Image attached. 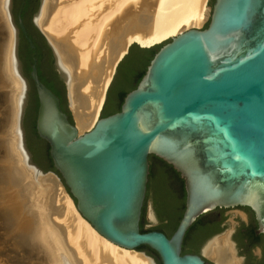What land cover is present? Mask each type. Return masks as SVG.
<instances>
[{
	"label": "water",
	"instance_id": "obj_1",
	"mask_svg": "<svg viewBox=\"0 0 264 264\" xmlns=\"http://www.w3.org/2000/svg\"><path fill=\"white\" fill-rule=\"evenodd\" d=\"M14 1L16 15L21 1ZM39 1L25 13L26 21ZM208 10L204 27L184 30L158 48L119 111L99 117L82 133L67 108V80L52 43L33 19L50 48L53 69L65 84L71 120L58 95L40 80L36 57L27 74L25 39L19 42V30L31 49L35 45L20 14L15 25V55L25 85L18 127L30 165L46 172L38 153L44 145L33 135L30 121H24L28 104L34 102L33 83L38 99L36 133L48 144L56 170L50 172L63 181L78 212L110 241L154 250L160 264H208L201 254L182 253V243L199 216L217 209L249 208L254 233L264 236V0H213ZM11 17L13 21L12 12ZM132 45L149 49L158 44L131 43L124 56ZM150 155L183 181L184 210L170 237L158 230L141 231L139 226ZM150 212L156 220L153 209Z\"/></svg>",
	"mask_w": 264,
	"mask_h": 264
},
{
	"label": "bare ground",
	"instance_id": "obj_2",
	"mask_svg": "<svg viewBox=\"0 0 264 264\" xmlns=\"http://www.w3.org/2000/svg\"><path fill=\"white\" fill-rule=\"evenodd\" d=\"M207 2L41 0L33 19L56 51L79 133L99 119L106 90L129 44H160L184 30L201 28L209 17ZM11 3L0 0V161L5 162L0 163V189L15 186L18 197V193L24 197H19L23 200L18 205H9L10 211H0L7 230L9 219L22 216L20 230L14 233L9 228L14 234L10 242L30 249L23 264H153L144 253L101 235L78 212L55 173H39L30 165L18 127L25 85L15 55L18 41ZM7 193L1 198L11 197ZM229 235L227 231L207 241L203 253L218 264H240Z\"/></svg>",
	"mask_w": 264,
	"mask_h": 264
},
{
	"label": "trees",
	"instance_id": "obj_3",
	"mask_svg": "<svg viewBox=\"0 0 264 264\" xmlns=\"http://www.w3.org/2000/svg\"><path fill=\"white\" fill-rule=\"evenodd\" d=\"M20 1L21 2L23 1L26 3L24 4L25 6L24 8H26L28 0H20ZM21 16L25 19L24 10L22 11ZM32 30L37 35V39H34L35 48L31 49L25 40L23 43L24 55L26 59V72L29 75L31 64H32V58L36 57L37 58V63H36L37 73H38L40 80L49 89H51L56 95H58L61 101L62 109L67 113V115L69 116V119L71 120L69 112L67 111L66 106H65L64 86L59 80L58 74L56 71H54L53 66L51 64L50 48L47 46L46 41L43 38V36L36 29L32 28ZM160 46L161 45H158V46H155L149 49H140L136 45H132L130 47L129 52L124 56V58L120 61V63L117 66L116 74L107 92V99L102 109V116L110 115L120 110V107H121V104L123 102L125 95L136 87L140 78L144 74L147 65L152 59L154 53L158 50ZM31 96L34 99V102L32 104H28V108L26 111L24 121L25 122L27 120L30 121L29 124L33 132V135L35 136L36 140L40 141L44 145L43 151L41 152V150H39L38 152L39 157L42 158L46 164L43 169L46 171L48 170L56 171L53 168L52 160L49 156L48 144L44 140L40 139L36 133L35 121H36L37 108H38V99H37V95H36L33 83H32ZM29 149L31 152L34 153L33 148L30 147ZM150 158H154L158 160L159 162L163 163L164 165L168 166L167 164H165L164 162H162L158 158H155L152 155L149 156V159ZM33 160L35 161L36 164H38L37 157H35L34 154H33ZM152 179H153V172L150 168L145 201L142 207L141 218L139 222L141 231L155 230L154 228H150V229L144 228L145 203L148 198L149 188L151 186ZM180 180L181 182H183L182 179ZM65 189L68 192V189L66 187ZM182 191H183L182 199L176 200L172 196V194H170L163 188V186L158 185L157 190H156L154 203L156 204L157 212L159 214H162V213L166 214L167 219H168V225L170 226L169 228L159 227L157 229H160V231L166 234L168 237H170L172 233L174 232V230L176 229L178 222L182 216L183 210H184L185 193H184L183 185H182ZM239 208L245 210L250 215L251 219L254 221V224H249L247 226L242 225L236 231L239 237L238 240L239 242H241L240 243L241 245H244L243 240L245 238H247L248 241L250 242V246L247 249H245L243 253L246 255V258L248 261L256 260L257 257L252 254V249L258 246L261 248V252H262L261 259L264 261V236L261 234L256 235L254 233L255 220H254V216L251 210L245 207H239ZM224 220H225V216L222 213L217 216H214L213 218H206V214L199 216L194 221V223L189 227V229L187 230L184 236V240L182 243V250H181L182 253H198L199 246L202 242L207 240L213 234H216L222 231L223 229L222 224ZM137 249L146 251L148 255L152 256L157 261V263L160 264L158 256L154 250L150 249L147 246H139ZM261 264H264V263L262 262Z\"/></svg>",
	"mask_w": 264,
	"mask_h": 264
},
{
	"label": "rangeland",
	"instance_id": "obj_4",
	"mask_svg": "<svg viewBox=\"0 0 264 264\" xmlns=\"http://www.w3.org/2000/svg\"><path fill=\"white\" fill-rule=\"evenodd\" d=\"M40 4H41V0L39 1V5H38L36 11L32 15V19H33L35 13L37 12L38 8L40 7ZM211 4H212V0H208L207 6H210ZM11 7H12V5H11ZM204 26L202 25L201 27H204ZM168 40L169 39H166L158 45H162L163 43L167 42ZM54 67H55V65H54ZM55 71L57 72L56 67H55ZM1 91L2 90L0 89V92ZM66 100H67V108L72 115V120H73L74 124L76 125L75 118H74L73 112L71 110V107L69 106V103H68L69 100H68L67 96H66ZM101 116H102V109L100 110L98 117H101ZM87 130H89V129H84L82 132L87 131ZM0 163L4 164L5 162L0 161ZM149 163H150V168L153 172V179H152L151 186L149 188L148 198H147L146 203H145V224H144V228L145 229H150V228L156 229L159 227L169 228L170 226L168 225V219H167L166 214L165 213L159 214L157 212L156 204L154 203L156 190H157L158 185H161V186H163V188L167 192L172 194V196L176 200H180V199H182V194H183V191H182L183 182H181V180H180L181 178L177 175V173L175 171H173L170 167L164 165L163 163L159 162L158 160H156L154 158H150ZM10 188H7V190L5 189L6 191L2 188L0 189L1 190L0 194L2 192L5 194V192H7V191L9 193L11 191L9 193L10 194L9 196H11V197H7V199L4 197L1 198V196H0V211L2 209H6V208H8V211H10L11 209H10L9 205L13 206L14 205L13 202L15 203V205H18L23 200L22 198L24 197V195L22 193H18V194H20L19 197L23 196L22 198H19L18 195L15 193L18 191V187L10 186ZM13 188H14V190H17V191H14ZM8 189H10V190H8ZM13 194H14L15 198L12 197ZM2 196H3V194H2ZM16 202H17V204H16ZM11 208H13V207H11ZM150 209H153V211L156 215V220L152 218V213L150 212ZM24 210H23L22 214H24V216L27 217L28 216V215H26L27 212ZM24 212H26V214ZM221 213L225 216V220L222 224L223 229L220 232L224 233L227 231L230 232V230H232L231 235H229V238H230V240L234 241V243H235L234 247L236 250V256L240 259V264H261L262 262L264 263V261L261 259L262 252H261L260 247L256 246L252 249V254L254 256H256L257 259L248 261L246 258V255L243 253L245 248L243 245L240 244L241 242H239V240H238L239 237L236 233L237 229L242 225L247 226L249 224H254V221L251 219L250 215L245 210H243L239 207H235V208H229V209L214 210L212 212L207 213L206 218H213L214 216H217ZM21 217L22 216L20 215V218ZM20 218L18 216V218H12V219H9V221H8V223L10 224V225L8 224V226H10L9 227L10 229L12 228L11 231L14 233L16 231L20 230V229H18V227L20 228L21 227L20 225H22V223H21L22 218L21 219ZM17 222H18V224H16ZM1 224H2V222L0 220V264H23L22 260H23L24 256H26V254L29 252L30 249L29 248L15 247V245L10 242V239L12 238V236H14V234L11 231L9 232V230H10L9 228H8V230L5 229ZM6 230H7V232H6ZM16 235H17V233L15 234V236ZM219 235H221V234H219ZM204 242H202L199 246V253L205 258V260L209 264H218L212 255L203 253L202 246H203ZM138 251L142 252L141 250H138Z\"/></svg>",
	"mask_w": 264,
	"mask_h": 264
},
{
	"label": "flooded vegetation",
	"instance_id": "obj_5",
	"mask_svg": "<svg viewBox=\"0 0 264 264\" xmlns=\"http://www.w3.org/2000/svg\"><path fill=\"white\" fill-rule=\"evenodd\" d=\"M36 1H38V0H28L27 1V5H26V8H24L25 6H24V4H26L25 2H21V4H20V7H19V10H18V12H17V14L15 15L14 14V10H13V7H14V4H15V1L14 0H11V4H12V14H13V17H14V20H15V23H16V25L18 26V24H17V17H18V14H20V16H21V14H22V11L24 10V17H25V13L27 12V11H29L30 9H31V7H32V5L36 2ZM21 18H22V20H23V24H24V27H25V29H26V33H27V37H29V38H31L32 39V41H33V43H34V39L36 38L35 36H34V34H32V28H34V29H36L38 32H39V30L36 28V26L34 25V22H33V19H30L29 21H26L22 16H21ZM32 27V28H31ZM40 33V32H39ZM22 38L23 39H25V41L27 42V40H26V36L19 30V42H21L22 41ZM51 62L53 63V60H52V58H51ZM54 64V63H53ZM57 74H58V78H59V80L61 81V83L63 84V86H64V90H65V84H64V82H63V80L61 79V77H60V75H59V73L57 72ZM155 230H158V231H160V229H155ZM244 241V248L245 249H247L249 246H250V242L248 241V239L246 238V239H244L243 240ZM197 254H200L199 252L197 253ZM205 259V258H204ZM207 262V261H206ZM209 264V263H208Z\"/></svg>",
	"mask_w": 264,
	"mask_h": 264
},
{
	"label": "built area",
	"instance_id": "obj_6",
	"mask_svg": "<svg viewBox=\"0 0 264 264\" xmlns=\"http://www.w3.org/2000/svg\"><path fill=\"white\" fill-rule=\"evenodd\" d=\"M206 22H207V20H206ZM206 22L203 24V26L206 24Z\"/></svg>",
	"mask_w": 264,
	"mask_h": 264
}]
</instances>
